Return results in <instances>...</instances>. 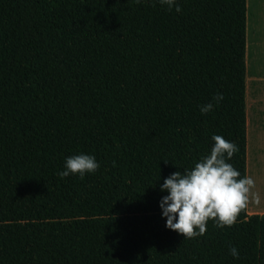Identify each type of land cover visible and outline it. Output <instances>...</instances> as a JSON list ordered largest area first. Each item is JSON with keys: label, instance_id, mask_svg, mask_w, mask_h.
Here are the masks:
<instances>
[{"label": "trees", "instance_id": "trees-1", "mask_svg": "<svg viewBox=\"0 0 264 264\" xmlns=\"http://www.w3.org/2000/svg\"><path fill=\"white\" fill-rule=\"evenodd\" d=\"M214 135L248 176L247 0H0V264H264L248 208L166 226L164 180ZM80 154L99 169L61 179Z\"/></svg>", "mask_w": 264, "mask_h": 264}, {"label": "clouds", "instance_id": "clouds-1", "mask_svg": "<svg viewBox=\"0 0 264 264\" xmlns=\"http://www.w3.org/2000/svg\"><path fill=\"white\" fill-rule=\"evenodd\" d=\"M140 3V0H136ZM169 8L176 0H160ZM176 11L181 9L176 6ZM217 103L222 94L213 98ZM214 108L212 103L201 106V113L206 115ZM214 147L209 155L184 173L175 172L164 180L161 191L168 193L163 197L160 207L166 218L168 229L177 232L185 239H194L207 232L211 220L218 228L232 227L240 213L250 204L259 206L260 193L254 191L256 183L250 176L240 178V172L226 162L237 151V146L222 136L214 135ZM115 166V164L113 165ZM94 156L75 155L65 161V170L58 173L61 179L70 175L94 173L99 169ZM231 255L239 258V252L232 248Z\"/></svg>", "mask_w": 264, "mask_h": 264}, {"label": "crops", "instance_id": "crops-1", "mask_svg": "<svg viewBox=\"0 0 264 264\" xmlns=\"http://www.w3.org/2000/svg\"><path fill=\"white\" fill-rule=\"evenodd\" d=\"M259 116V129H251L252 114ZM247 116L248 147H259V166L264 177V0H247ZM261 203L252 204L249 215H264V183L259 186Z\"/></svg>", "mask_w": 264, "mask_h": 264}, {"label": "rangeland", "instance_id": "rangeland-1", "mask_svg": "<svg viewBox=\"0 0 264 264\" xmlns=\"http://www.w3.org/2000/svg\"><path fill=\"white\" fill-rule=\"evenodd\" d=\"M251 129H259V116L252 114ZM248 176L252 177L256 183L254 191L259 192V186L264 183L262 171L259 166V147L255 148L252 144L248 147ZM252 210V204L249 205L248 211Z\"/></svg>", "mask_w": 264, "mask_h": 264}]
</instances>
